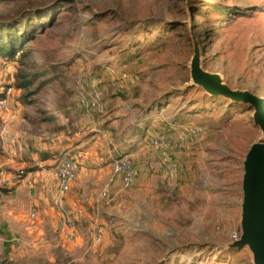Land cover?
Wrapping results in <instances>:
<instances>
[{
    "label": "rangeland",
    "instance_id": "374dc122",
    "mask_svg": "<svg viewBox=\"0 0 264 264\" xmlns=\"http://www.w3.org/2000/svg\"><path fill=\"white\" fill-rule=\"evenodd\" d=\"M30 10L44 28L15 71L0 57V88L18 103L0 112V177H24L0 190V264H253L247 248L224 245L239 229L240 161L264 135L248 105L192 85L189 62L196 44L204 70L264 100V0H0V24ZM90 76L105 91L102 112L80 106ZM129 78L132 88L114 91ZM170 123L203 127L177 158L174 189L113 186L120 148ZM79 150L84 169L59 198L51 172ZM61 212L76 237L59 230Z\"/></svg>",
    "mask_w": 264,
    "mask_h": 264
},
{
    "label": "built area",
    "instance_id": "2783aa9c",
    "mask_svg": "<svg viewBox=\"0 0 264 264\" xmlns=\"http://www.w3.org/2000/svg\"><path fill=\"white\" fill-rule=\"evenodd\" d=\"M7 67V66H6ZM10 69L15 71L17 63L13 62ZM99 81L96 76L88 78L87 97L83 94L80 98V106L87 111L102 112L104 104L102 102V90L95 86ZM128 81V80H126ZM1 85V82H0ZM132 88L133 83L129 81L128 84L122 82H114L113 89L115 92H121ZM13 92L12 86H4L0 88V112L11 114L14 112L18 103L16 101L10 102V96ZM3 93V94H1ZM203 135V127L194 124L178 125L170 123L168 128L164 131L155 132L149 139L150 145L157 151L159 163L165 170V182L174 189V178L178 173V162L172 152L181 154L192 147ZM111 170L114 176H120L121 186L128 188L132 185L133 180V166L132 160L128 155H119L111 162ZM79 173L77 160L74 156H64L58 162L56 167V179L58 182V197L61 198L71 188V182ZM20 172L17 177H10L8 179L0 177V190L12 189L16 187L20 180ZM173 184V185H172ZM104 195V193H103ZM57 205L61 206L60 201L57 200ZM58 228L61 232L66 234L69 238H74L77 235L75 220L69 217L64 212L59 214ZM92 236L95 242H100L103 236V230L100 226H95L92 231ZM239 237L238 231L235 230L230 234V240H235Z\"/></svg>",
    "mask_w": 264,
    "mask_h": 264
},
{
    "label": "water",
    "instance_id": "95a60500",
    "mask_svg": "<svg viewBox=\"0 0 264 264\" xmlns=\"http://www.w3.org/2000/svg\"><path fill=\"white\" fill-rule=\"evenodd\" d=\"M190 83L214 97H224L253 109L252 118L264 135V100L248 91L232 89L217 73L201 67L199 49L193 44L189 62ZM241 162L239 237L224 245L228 249L247 248L253 264H264V141L251 143Z\"/></svg>",
    "mask_w": 264,
    "mask_h": 264
},
{
    "label": "crops",
    "instance_id": "0c3cea01",
    "mask_svg": "<svg viewBox=\"0 0 264 264\" xmlns=\"http://www.w3.org/2000/svg\"><path fill=\"white\" fill-rule=\"evenodd\" d=\"M128 81H130V78L128 79ZM99 88L102 90L103 95L105 94L103 87L101 85H98ZM105 107V106H104ZM104 111V109H103ZM102 123H104V121L100 122L99 125H102ZM147 126V125H146ZM146 126L144 127V131L142 134H144V138H143V142L141 141L140 143H137L136 146L138 145L139 148H133V146L135 145V141L133 139H131L130 141L131 144L130 146H128V148H120V152L118 154L119 155H128L131 160H132V166H133V180H132V185L136 188H142L145 189L146 191H152L153 190V186H157L158 184H163L165 183V170L161 167L160 163H159V158H158V154L157 151L150 145L149 142V138L154 134V132H152L150 129L152 128V126L148 125L149 127L146 128ZM147 131L151 132L150 137H148ZM96 132H100L98 130H96ZM105 136V134H104ZM97 138H99V136H97ZM146 139H148V141H146ZM92 145L96 143L95 138L91 137ZM145 142V143H144ZM69 145H71V143H67L65 142L63 145V149H66L69 147ZM132 145V146H131ZM82 147H84V143H82V145L80 146H76V149H81ZM186 153H184L183 155H186L189 153V151H185ZM173 156L175 158H178L179 156H182L181 154H177L176 152H172ZM83 151L79 150L78 152V156L74 155L75 157H77V162H78V168H80V171H82L84 168L82 167L83 163L85 164L83 158ZM183 158V156L181 157V159ZM178 162V166H179V161ZM41 163H43L42 165L44 166H50L53 163L52 159H43L41 160ZM56 170V167L54 168V171ZM45 168H43V172L42 175H47L48 173H44ZM50 173V172H49ZM51 175L53 177V179H55V172H51ZM113 186H121V179L120 176H113V182H112ZM57 187H58V182H57ZM57 196H58V191H57ZM238 200H232V202L237 204ZM231 206H234V204H231ZM231 210V209H230ZM224 211H227V208H224ZM229 211V210H228ZM236 211V210H235Z\"/></svg>",
    "mask_w": 264,
    "mask_h": 264
},
{
    "label": "trees",
    "instance_id": "16d2710c",
    "mask_svg": "<svg viewBox=\"0 0 264 264\" xmlns=\"http://www.w3.org/2000/svg\"><path fill=\"white\" fill-rule=\"evenodd\" d=\"M39 17L38 12L30 10L25 11L17 20L0 24V57L4 59V64L8 65L19 61L18 57L24 45L32 41L37 33L44 28V25L39 23ZM4 86H8V84L5 83ZM20 178H24L23 174L20 175ZM14 188L10 190L12 191ZM3 190L7 192L8 189Z\"/></svg>",
    "mask_w": 264,
    "mask_h": 264
}]
</instances>
